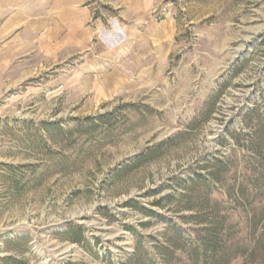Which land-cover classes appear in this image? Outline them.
<instances>
[{"label":"rangeland","instance_id":"rangeland-1","mask_svg":"<svg viewBox=\"0 0 264 264\" xmlns=\"http://www.w3.org/2000/svg\"><path fill=\"white\" fill-rule=\"evenodd\" d=\"M150 1L118 85L79 55L0 87V264H264V0Z\"/></svg>","mask_w":264,"mask_h":264},{"label":"crops","instance_id":"crops-1","mask_svg":"<svg viewBox=\"0 0 264 264\" xmlns=\"http://www.w3.org/2000/svg\"><path fill=\"white\" fill-rule=\"evenodd\" d=\"M108 4L114 11L108 18L112 30L101 27L103 19L94 14L88 0H0V87H8V73L24 69L32 58L62 64L79 55L91 62L87 68L91 86H115L117 73L130 70L127 56L134 58L138 44L148 43V51L141 49L147 55L158 54L159 47L151 45V1ZM151 65L145 72L153 70Z\"/></svg>","mask_w":264,"mask_h":264},{"label":"bare ground","instance_id":"bare-ground-1","mask_svg":"<svg viewBox=\"0 0 264 264\" xmlns=\"http://www.w3.org/2000/svg\"><path fill=\"white\" fill-rule=\"evenodd\" d=\"M120 28V27H119Z\"/></svg>","mask_w":264,"mask_h":264}]
</instances>
